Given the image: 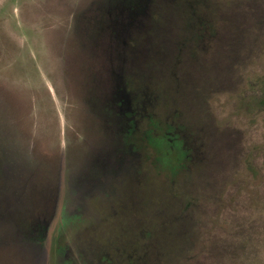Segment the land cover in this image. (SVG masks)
<instances>
[{
	"label": "rangeland",
	"instance_id": "rangeland-1",
	"mask_svg": "<svg viewBox=\"0 0 264 264\" xmlns=\"http://www.w3.org/2000/svg\"><path fill=\"white\" fill-rule=\"evenodd\" d=\"M264 0H0V264H264Z\"/></svg>",
	"mask_w": 264,
	"mask_h": 264
},
{
	"label": "trees",
	"instance_id": "trees-1",
	"mask_svg": "<svg viewBox=\"0 0 264 264\" xmlns=\"http://www.w3.org/2000/svg\"><path fill=\"white\" fill-rule=\"evenodd\" d=\"M262 103V106H264V101L263 102H261Z\"/></svg>",
	"mask_w": 264,
	"mask_h": 264
}]
</instances>
